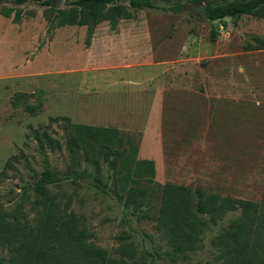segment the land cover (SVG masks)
<instances>
[{
	"label": "rangeland",
	"instance_id": "374dc122",
	"mask_svg": "<svg viewBox=\"0 0 264 264\" xmlns=\"http://www.w3.org/2000/svg\"><path fill=\"white\" fill-rule=\"evenodd\" d=\"M42 2L0 0V7L22 15L18 21L0 15V208L8 219L33 228L53 202L63 215L73 212L89 230L88 240L115 257L127 245L132 256L122 257L137 264H210L211 233L203 248L168 258L157 230L162 193L174 183L261 200L264 17L211 21L184 8L127 7L128 17L115 24L97 23L87 44V25H55L54 12ZM55 4L68 7L66 0ZM15 92L26 94L16 107ZM39 98L40 109H24V102ZM74 124L115 129L122 143L112 147L131 148L130 167L137 175L130 185L144 190L145 198L127 203L95 188L88 176L49 186L47 201L35 193L32 184L46 166L69 168L65 135ZM33 129L46 132L55 146L42 143ZM81 159L80 168L94 175L95 155L89 160L82 153ZM149 161L153 174L146 179L139 173ZM111 173L101 159L102 180L110 183ZM17 247L0 242L1 264H27L28 255Z\"/></svg>",
	"mask_w": 264,
	"mask_h": 264
},
{
	"label": "trees",
	"instance_id": "16d2710c",
	"mask_svg": "<svg viewBox=\"0 0 264 264\" xmlns=\"http://www.w3.org/2000/svg\"><path fill=\"white\" fill-rule=\"evenodd\" d=\"M17 1L21 3L26 0ZM188 2L205 4L211 21L242 14L264 17V0ZM42 4L54 12L55 25H87V44L97 23L107 19L115 24L119 17H128L127 7L134 10L161 8L174 12L184 7L159 6L153 0H130L129 4L127 0H66L67 8H59L54 0H43ZM0 15H13L15 21L22 17L20 10L6 6L0 7ZM216 35L217 31L212 30L211 41H215ZM24 96L26 94L15 92L12 105L19 106ZM23 107L33 113L42 107V101L39 98L36 103L24 102ZM33 133L42 143L55 146L56 142L46 132L39 133L38 129H33ZM117 143L121 144L122 139L115 135V129L72 125V130L65 135L71 160L69 168L61 171L46 166L33 182V190L43 201H47L49 186L88 176L92 177L95 188L104 192L113 191L120 198H125L127 203L138 204L140 198H145V192L130 185L137 175V171L130 167L131 148L129 151L127 148H113ZM82 153L89 160L95 155L94 175L80 168ZM101 159L112 168L110 183L104 182L100 176ZM147 163L149 167L139 175L149 179L153 174L150 170L152 162ZM157 230L166 239V255L173 261L203 248L207 234L211 233L209 243L213 257L210 264H264V188L261 200L253 201L222 195L202 187L168 183L162 193ZM90 235L85 224L80 223L73 212L63 215L53 202L41 210L39 223L33 228L17 218L8 219L7 212L0 208V242L17 243L19 253L28 255L27 264L33 261L34 264H62V255L70 264H137L122 257L124 254L132 256V250L127 245L121 246V256L115 257L108 250L90 242Z\"/></svg>",
	"mask_w": 264,
	"mask_h": 264
},
{
	"label": "water",
	"instance_id": "95a60500",
	"mask_svg": "<svg viewBox=\"0 0 264 264\" xmlns=\"http://www.w3.org/2000/svg\"><path fill=\"white\" fill-rule=\"evenodd\" d=\"M54 2H58L59 4H63L64 0H54ZM130 3V0H127V4ZM185 10L198 15L201 17L203 20H208L207 16V9L205 4H186L183 7Z\"/></svg>",
	"mask_w": 264,
	"mask_h": 264
}]
</instances>
